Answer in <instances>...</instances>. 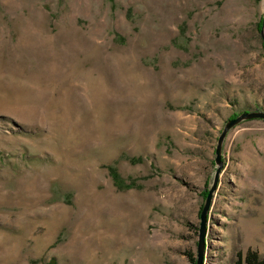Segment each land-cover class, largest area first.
<instances>
[{
	"label": "rangeland",
	"instance_id": "rangeland-1",
	"mask_svg": "<svg viewBox=\"0 0 264 264\" xmlns=\"http://www.w3.org/2000/svg\"><path fill=\"white\" fill-rule=\"evenodd\" d=\"M263 16L264 0H0V264H194L218 135L264 110ZM247 249L264 256L261 118L223 142L203 264Z\"/></svg>",
	"mask_w": 264,
	"mask_h": 264
},
{
	"label": "water",
	"instance_id": "water-1",
	"mask_svg": "<svg viewBox=\"0 0 264 264\" xmlns=\"http://www.w3.org/2000/svg\"><path fill=\"white\" fill-rule=\"evenodd\" d=\"M260 34L263 39V47H264V16L261 20ZM255 118L264 119V110L242 111L239 114H236V116L228 118L225 121L224 126L218 135L217 144L215 147V164L217 165V168L215 171L213 184L207 192L204 204L200 211V216H199L200 223H199L198 241H197V248H196L197 253H196V259H195L194 264H203L204 251H205V235H206V212L209 207L212 192L215 189L217 175L221 168V151H222V146H223L225 137L228 131L234 126H236L237 124L241 123L242 121L249 120V119H255Z\"/></svg>",
	"mask_w": 264,
	"mask_h": 264
},
{
	"label": "trees",
	"instance_id": "trees-1",
	"mask_svg": "<svg viewBox=\"0 0 264 264\" xmlns=\"http://www.w3.org/2000/svg\"><path fill=\"white\" fill-rule=\"evenodd\" d=\"M234 116H236V114H234L231 117ZM111 175L114 181L118 182L119 185L122 184L121 178L114 170H111ZM47 264H55V263L50 261ZM233 264H264V256H261L257 251L251 249H247L245 253H242L241 251H237L236 258L233 261Z\"/></svg>",
	"mask_w": 264,
	"mask_h": 264
}]
</instances>
